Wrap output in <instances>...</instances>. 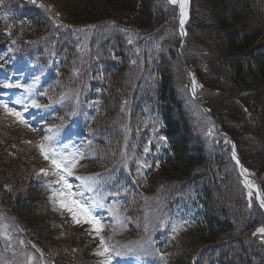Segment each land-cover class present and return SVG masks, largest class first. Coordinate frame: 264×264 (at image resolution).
Here are the masks:
<instances>
[{"label":"trees","instance_id":"1","mask_svg":"<svg viewBox=\"0 0 264 264\" xmlns=\"http://www.w3.org/2000/svg\"><path fill=\"white\" fill-rule=\"evenodd\" d=\"M189 4L188 24H193L202 46L200 58L209 78L207 83L220 90V98L232 100L229 109L235 111L234 115L242 114L238 104L245 108L246 116L240 120L246 139L259 146L257 158L253 161L249 154V161L261 174L264 172V40L261 39L264 0H189ZM123 27L130 28L132 38L140 44L144 41L142 34H154L160 40L151 52L157 58L155 68L159 71V80L153 87L164 109L165 131L173 142L170 156L155 175L157 183L183 182L195 176L201 181L206 179L202 181L203 217L179 241L181 249L175 261L187 264L194 250L210 242H227L230 253L227 255L236 264H264V245L257 231L263 220L248 208L246 188L239 173L236 170L218 173L219 180L214 176L211 183L206 175L200 178L208 173L213 161L196 143L194 126L185 117L184 99L176 88L175 65L181 66V55L174 5L169 0H0L3 50L16 46L21 53L33 56L43 55L47 49L59 57L63 79L70 77L71 70H77L80 78H85L93 70L90 67H115L107 76L109 95L104 119L117 116L122 102L126 106L125 100L135 99L134 90L148 92L145 87H137L143 69L129 63L132 45L127 44L130 34H125ZM8 30L18 37L17 42H9L4 34ZM120 41H125L127 52H117ZM120 93H128V97L123 100ZM1 108L0 104V111ZM109 150L100 156V162L116 156L115 149L112 153ZM41 159L36 145L20 143L12 130L1 127L0 205L20 228L31 227L43 241L55 242L46 221V205L37 195L33 178L35 164ZM231 182L238 187L235 193L226 185ZM25 184H30L27 191L23 190ZM261 187L264 192V179Z\"/></svg>","mask_w":264,"mask_h":264},{"label":"rangeland","instance_id":"2","mask_svg":"<svg viewBox=\"0 0 264 264\" xmlns=\"http://www.w3.org/2000/svg\"><path fill=\"white\" fill-rule=\"evenodd\" d=\"M188 0H186V7H185V14L188 9ZM186 18V16L184 15ZM183 17V19H184ZM129 29L128 27H123L122 30ZM186 43L184 42L183 47L181 49V54L186 59V62L182 64L181 66L178 65V63L175 65V71L176 75L174 74L175 80L177 81V90L178 93L181 95L182 98L185 100H188L189 102V111L192 110V105L194 99L190 92V88L188 86V79H187V73L185 66L192 69V75L195 80V94L197 96V99L204 104L206 107L207 112L213 113L214 117H209L207 114H202V112H198L195 116V124L197 125V128L204 136V140L206 143L207 148L212 149V155L216 158L215 161H219L223 163L220 167V164L214 165L213 170L208 173V183L214 182L213 177L215 176L216 179L219 180V167L220 169L224 170V172L227 174L229 171L234 170V166L236 168L237 163L232 159L231 153L228 152V154H225L224 152L227 151V148L224 146L226 145V141L222 140L223 138L219 136V134L215 131V127L218 128L220 126L224 127L225 130L229 131V136L233 139L234 143H236L235 147L237 149L240 148L241 154L238 155L239 158H241L242 163L250 168L249 173L253 176L255 179V182L253 179L247 178L244 179L242 176V180L245 184V197L246 202L251 207H255L260 203L261 198L258 196L256 185L260 188V190L263 191L261 188V185L263 183L262 178H264L263 172L260 176L257 175V172L251 168L253 166V162L249 161V154L254 158L253 161L257 158V153L259 146L256 143H251V145H248L246 141L244 140V128L241 125V120L246 116L245 114V108L238 104L235 99L233 100L235 103L238 104L240 111L242 114L236 116L232 112H235L231 109V99L230 98H224L221 96L219 97L220 90L213 84L207 83L209 80L208 75L202 66L200 54L202 51V46L199 44L198 40H195L194 37H196V33L193 31L194 27L192 24H189L186 26ZM150 32H152L150 30ZM262 40H264V35L261 37ZM175 42L171 45L172 48H174ZM117 47H115L116 49ZM14 53H16V50H13ZM154 55L152 53L144 55L143 53H140V58H143L146 60V69H151L153 66H155L156 61L153 62ZM18 65V67H22L23 69H27V74L32 72V75L29 76V78L25 82H21L19 77H23L24 73L23 70L20 69L19 73H16L17 71H14L11 73L10 76H8L3 81V86L7 87V94L4 97L5 104V110L7 111L5 114L2 115V118L6 119L7 125H9L13 129V134L16 135L18 138V141L20 143H23L27 141V139H40V135L43 132V128L45 126L46 130L50 129L52 127L53 123L47 124V121L49 119L57 117L59 118V96L58 97H52L49 93V87L50 85H46L47 79V70L42 67L38 66L37 64H31L26 63L23 64L21 61L15 60V64ZM32 65V66H30ZM194 65V66H193ZM16 73V75H14ZM19 77H18V76ZM229 109V110H228ZM202 111V110H201ZM8 113V114H7ZM15 113H19L20 115L17 116ZM194 111H192L191 115L193 116ZM203 116V117H202ZM76 120V119H75ZM57 127V125H56ZM59 130V125L56 128ZM219 129V128H218ZM67 131V129H66ZM59 133V132H58ZM107 132L102 126H98L93 130V133H88L87 137L85 136L83 140H76L73 144L68 145V142H66L65 145H62V152L66 155L71 150V156L70 159H75L77 168H85L87 171H91L92 173L95 172L94 168H92L89 164L90 160L93 159L96 156L97 153V142L102 143L103 140L106 138ZM48 137V140H45L44 138ZM55 137V138H53ZM57 137H61L60 133L59 136L56 134V130H53L50 134L46 132V134L43 135V137L40 139L41 141L45 142H54L57 144L59 149V139ZM66 137V135L64 136ZM63 137V138H64ZM93 137V138H92ZM60 140H62L60 138ZM63 141V140H62ZM80 141V142H79ZM225 143V144H224ZM233 143V144H234ZM239 145H238V144ZM64 144V143H63ZM160 143H158L159 145ZM157 145V144H156ZM77 148L79 150H73L70 148L65 147H71V148ZM80 150L84 151L85 153V160H82L80 155ZM48 152V151H47ZM59 155L58 153H56ZM49 155L50 152H49ZM45 161V160H43ZM51 162V161H50ZM88 163L84 165L85 163ZM50 164V163H49ZM249 165V166H248ZM75 166V167H76ZM145 166H148V163L145 162ZM74 167V169H75ZM51 169V167H49ZM218 169V170H217ZM44 171V167L41 168V172ZM221 171V170H220ZM56 172V171H55ZM53 172V173H55ZM44 173H48L47 170L44 171ZM51 172V174H53ZM214 174V175H212ZM212 175V176H211ZM55 184L59 187H62V182L60 181V176L53 174ZM72 177V176H71ZM236 181L238 179V175H235L233 177ZM206 179L202 180L205 181ZM85 190L87 192L86 198L87 202L90 203V201H96L98 200L99 203L103 205L98 204L101 206L102 210L104 211L103 216L101 217H95L91 212L90 215L92 217H95L97 220L100 221V225L102 227L101 233L104 232V229L106 227L107 221L110 218L112 221H117L122 214L118 212V206L109 207L106 205V199L108 197H113L107 190L101 189L99 186L100 184L102 186H105L103 181L100 180L99 177H93L91 179V182L94 184H98L99 190L96 188V186H93L92 184L89 185L88 181H83ZM201 182L200 179L195 181L194 183ZM233 182V179H232ZM229 185L226 183V185L229 186L228 190L231 192H237L238 187L233 186V184ZM72 185V191L74 193H77V196L74 197L75 199H78L81 205L83 206L82 202L83 199H85L84 193L85 190L82 186V181L73 178L72 181L69 182ZM106 187V186H105ZM202 184H198L195 187V190L191 193L192 197H202L203 191H202ZM63 188V187H62ZM65 191V189H64ZM251 193V196L249 195ZM82 194V195H80ZM196 201L193 199H187L185 198L182 201V208L178 211H175L171 216H167L163 212V218L166 220L163 221L161 228L164 227V225H167L168 227V233L172 234V236H175L179 232L180 226H184L186 222L190 221L193 217L197 218L200 214L201 207L196 206L193 204ZM97 204V203H96ZM84 207V206H83ZM95 209H93L94 211ZM97 210V209H96ZM264 213V211L262 212ZM108 214V215H107ZM198 215V216H197ZM79 216V214H78ZM197 216V217H196ZM263 215H259V217H262ZM81 217V216H79ZM264 219V217L262 218ZM119 221V220H118ZM112 223V224H115ZM58 232L60 231L59 224L56 225ZM91 228L93 226L91 225ZM114 228V227H113ZM152 228V227H151ZM175 229V230H174ZM82 230V229H81ZM163 230V229H161ZM51 235H54L56 237L57 241H61L58 236L51 232ZM117 236H119L116 233ZM264 236V234H263ZM142 239V238H141ZM264 239V237H263ZM106 246L108 247L106 240L104 239ZM30 249H35L36 254L39 256V259H42L45 264H51L47 259L44 258L42 253L40 252V249H38L34 244L28 242ZM140 246L134 245L131 242H124L122 244V247H119L120 249L113 250L105 254V256H97L96 261L98 264H103V262L110 258V262L113 264H145L142 259L152 257L151 253L146 250V245L143 243H139ZM32 247V248H31ZM143 249V250H142ZM101 250V249H99ZM98 250V251H99ZM139 251L136 252L139 254L137 258L134 257H128L129 254H131L133 251ZM142 255V256H141ZM38 259V260H39ZM27 264H32V258L28 259ZM35 264V262H34Z\"/></svg>","mask_w":264,"mask_h":264},{"label":"snow or ice","instance_id":"3","mask_svg":"<svg viewBox=\"0 0 264 264\" xmlns=\"http://www.w3.org/2000/svg\"><path fill=\"white\" fill-rule=\"evenodd\" d=\"M35 2V0H33ZM171 3H177L180 4V14H181V31L183 33V24H184V15H185V7H186V0H170ZM193 84H195V81H193ZM15 115L19 116V113H15ZM45 140H48V137L44 138ZM41 149L42 154L44 155L45 159H48L51 161V165L54 169L57 171L53 174L60 176V181L62 182V187L65 189V191H58L55 195L60 198V205L61 207L65 208L69 213L72 215L73 221L76 223H80L81 221L77 218L78 214L83 218V221L93 226V231L99 235V233L102 231V227L100 225V221L97 220L95 217H92L89 213L88 208H85L81 205L78 199H75L74 197L77 196V193H74L72 191V185L68 182V180L65 178V176H72L73 171L72 169L76 166V160H68L66 157L57 155L54 151L51 155L45 150V146L42 144L39 146ZM233 145V149H234ZM233 158L236 159L235 151H233ZM237 163H239V160L237 159ZM244 171H247L246 169ZM76 179L85 180L86 178L82 177H76ZM82 195V194H80ZM251 196V193H249ZM261 207H264V199L260 200ZM175 230V229H174ZM259 233L264 234V227L259 228L257 230ZM100 248L102 250L97 251L95 254L98 256H105L106 253L109 252L108 247L105 244L103 236L100 237ZM103 264H110V258L106 259Z\"/></svg>","mask_w":264,"mask_h":264}]
</instances>
